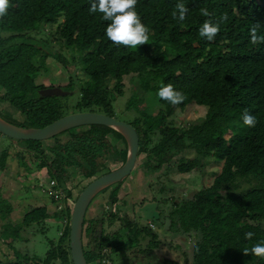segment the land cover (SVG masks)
I'll list each match as a JSON object with an SVG mask.
<instances>
[{
    "label": "trees",
    "instance_id": "obj_1",
    "mask_svg": "<svg viewBox=\"0 0 264 264\" xmlns=\"http://www.w3.org/2000/svg\"><path fill=\"white\" fill-rule=\"evenodd\" d=\"M178 3L187 9L183 20L172 15ZM89 6L90 0H8L0 16V104L8 105L13 114L0 113V118L23 129L44 128L66 116V109L115 118L113 103L123 97V79L132 77L136 88L125 109H133L140 117L128 124L138 136V156H145L137 165L143 172L174 166L178 174H187L207 166L208 158L222 163L209 187L175 205L169 214V231L195 237L192 264H264V257L244 253L264 242V39L253 43L249 32L255 27L256 35L264 38V0H136L135 11L148 39L135 48L108 40L104 27L109 21L102 20L100 13H90ZM205 21L218 26L212 40L198 34ZM44 25L55 28L46 40L41 37ZM52 42L68 50L69 62L53 52ZM49 57L65 69L73 65L77 71L82 66L85 79L73 103L60 101L66 96L40 95L45 87L37 86L35 80L47 69ZM73 81L69 77V85L62 90L71 92ZM164 84L181 92L179 104L156 95ZM188 105L206 108L204 117L183 128L168 126V118ZM154 107L156 115L150 111ZM245 111L255 116L253 127L243 125ZM71 132L66 141L45 149L47 162L41 160L46 156L44 142L10 140L19 148L20 171L32 172L26 162L37 158V170L45 169L67 199L66 208L58 213L34 208L13 224L11 205L0 195V243L10 240L7 245L12 247L14 242H28L23 234L37 233L46 241L43 258L14 251L13 264H72L68 231L73 203L68 182L75 174L92 178L106 162L117 164L126 156L125 140L109 128L81 127ZM227 133L230 136L225 138ZM109 138L124 148L116 151ZM188 152L193 156L187 157ZM7 158V152L0 153V170L6 169ZM113 188L112 204L119 185ZM51 219L62 220L61 225L52 226L55 241L47 237ZM115 221L124 234H107L105 222L111 227ZM246 233H252L251 237ZM83 239L90 247L85 249L83 244L87 264H102L105 259L116 263L115 259L135 249L147 256L160 245L148 226L121 214L114 204L106 221L84 220ZM146 239L147 248L142 249ZM161 264L177 263L162 259Z\"/></svg>",
    "mask_w": 264,
    "mask_h": 264
},
{
    "label": "rangeland",
    "instance_id": "obj_2",
    "mask_svg": "<svg viewBox=\"0 0 264 264\" xmlns=\"http://www.w3.org/2000/svg\"><path fill=\"white\" fill-rule=\"evenodd\" d=\"M56 27V26H55ZM43 33L41 37L49 39L54 35L55 28H51L48 25L43 26ZM2 35H0V38ZM51 46L53 52H58L69 62L70 55L68 50L60 47L57 43L52 42ZM34 65H37L36 60L33 61ZM47 69L42 70L40 75L35 80L37 86H43L47 88H60L65 89L69 85V77H74V88L71 90V95L66 96L60 101H66L73 103L76 100L79 87L84 83L85 77L83 75L82 66L71 65L68 68L58 63L53 57H49L45 61ZM76 77V78H75ZM132 77H125L123 79L124 93L123 97L117 98L113 103L115 110V118L118 121L131 123L136 117H140L130 109L126 111L125 105L128 98L132 94V91L136 88L135 83H132ZM109 89L112 88V84H108ZM67 92V91H64ZM2 91H0V95ZM139 95L141 92L139 91ZM143 107V104H140ZM152 114L156 115L158 108L154 107L150 110ZM12 109L6 104H0V113L3 116H8L12 113ZM65 115L75 114L74 109H66ZM206 113V108L188 105L182 112L175 111L174 114L168 118L167 125L173 128H183L192 123H196L201 120ZM73 131V130H71ZM71 131L65 132L52 141H46L42 145V149L45 151V157H41L43 161L49 160V154L45 150L47 147L54 145V142H64L68 139ZM230 133L225 135L228 138ZM115 145L116 151H120L124 146L120 145V142L114 141L109 138ZM155 143V142H154ZM19 148L13 142L0 136V153L5 151L8 153L6 160V169L0 170V195L4 198L12 208V214L10 221L13 224H19L22 216L27 210L45 207L48 209L49 214L53 212H59V204L62 201H58V197H66L65 191L54 187L55 182L51 180L45 173V169L37 170V158H32L26 162L29 168L32 170L30 173H26L22 168L20 171L18 159L16 157L17 150ZM127 155V147H126ZM192 157L193 153L188 152L187 157ZM31 157V156H29ZM145 158L144 155L138 156L137 164ZM124 159L120 160L119 163L114 164L112 161L106 162L104 168L92 178L83 179L80 175L73 176L68 184V189L71 193L70 203L74 202L83 188L95 178L111 172L123 165ZM178 159V158H177ZM207 166L201 170H194L187 174H178L175 167L166 169L162 168L156 172H143L142 167H136L132 171L130 176L119 184L121 192H117L116 198L113 200V204L116 208H120L121 214H126L130 218L135 219L138 223L148 226L156 234V242L160 245L154 248L153 253L147 256L136 253L137 250H130L123 256H120L116 263L108 262L107 264H161L162 259L172 260L177 264H192V246L195 240L193 235H187L180 232L169 231V214L171 209L179 204L181 201L189 200L197 193L200 189L209 187L216 175L221 171L222 163L216 164L212 159H207ZM21 173H20V172ZM74 172L72 173V175ZM72 185V187L70 186ZM67 186V185H66ZM113 186L109 187L107 191L100 192L90 203L85 220H92V210H94V219H103L106 221L107 215L112 210V203H110L109 192ZM51 190V192L49 191ZM120 193V194H118ZM92 205V206H91ZM92 208V209H91ZM91 211V212H90ZM93 219V220H94ZM50 229L47 233V237L53 241L57 240V233L53 225H61L62 220L56 221L48 220ZM105 229L107 234H113L119 232L124 234L125 231L121 229L119 221H115L111 227L107 226L105 222ZM26 239L29 238L28 242H14L12 247L7 243H0V260L3 264L16 263V258L13 255L14 251L19 252L21 255H26L30 258H43L46 253V241L42 234H35L33 237L29 234H23ZM149 240V239H148ZM85 249H89L86 245V241H83ZM147 239L142 242V249H145ZM124 259V261H123ZM122 261V262H120ZM32 264V263H31ZM102 264H106L105 262Z\"/></svg>",
    "mask_w": 264,
    "mask_h": 264
},
{
    "label": "water",
    "instance_id": "obj_3",
    "mask_svg": "<svg viewBox=\"0 0 264 264\" xmlns=\"http://www.w3.org/2000/svg\"><path fill=\"white\" fill-rule=\"evenodd\" d=\"M70 94L60 88H47L40 91L43 97H63ZM91 126L106 127L120 134L125 140L127 155L121 167L89 182L73 202L68 231V248L72 264H87L83 249V222L91 201L103 190L122 183L136 166L139 149L137 133L128 123L93 112L64 116L41 129L19 128L0 118V136L15 142H46L70 130Z\"/></svg>",
    "mask_w": 264,
    "mask_h": 264
},
{
    "label": "clouds",
    "instance_id": "obj_4",
    "mask_svg": "<svg viewBox=\"0 0 264 264\" xmlns=\"http://www.w3.org/2000/svg\"><path fill=\"white\" fill-rule=\"evenodd\" d=\"M8 0H0V16L5 14ZM136 0H90L89 12L100 13L101 19L109 21L104 27L105 37L114 44L126 45L135 48L147 41V28L140 22L135 11ZM187 11L183 4H177L172 13L175 19L183 20ZM218 31V26L205 21L198 29V34L207 40H212ZM250 39L253 43L260 41L261 37L256 35L255 27L249 29ZM156 95L169 103L179 104L183 99L181 92L174 90L171 84L159 86ZM243 125L253 127L256 123L254 115L244 112L241 116ZM251 237L252 233H246ZM244 253H251L257 257H264V242L253 244L250 248L244 249Z\"/></svg>",
    "mask_w": 264,
    "mask_h": 264
},
{
    "label": "built area",
    "instance_id": "obj_5",
    "mask_svg": "<svg viewBox=\"0 0 264 264\" xmlns=\"http://www.w3.org/2000/svg\"><path fill=\"white\" fill-rule=\"evenodd\" d=\"M54 187L58 188L55 184H54ZM49 191L51 192V190H49ZM62 200H63V201H62ZM58 201H62V203H60L59 206H58L59 211L65 209V208H66V202H67L66 197H63V198H62L61 196H59V197H58ZM104 262L107 264V263L109 262V260H108V259H107V260L105 259ZM104 262H103V263H104Z\"/></svg>",
    "mask_w": 264,
    "mask_h": 264
},
{
    "label": "crops",
    "instance_id": "obj_6",
    "mask_svg": "<svg viewBox=\"0 0 264 264\" xmlns=\"http://www.w3.org/2000/svg\"><path fill=\"white\" fill-rule=\"evenodd\" d=\"M49 141H52V140H49ZM118 185H119V184H118ZM115 186H116V185H115ZM111 189H114V188H111ZM119 191L121 192L120 189H118V192H119ZM110 192H111V190H110ZM110 192H109V194H110ZM118 194H120V193H118ZM91 206H92V205H91ZM91 209H92V208H91ZM92 211H93V212H91V211H90V212H91V214H92V218L94 219V210H92ZM93 219H92V220H93Z\"/></svg>",
    "mask_w": 264,
    "mask_h": 264
},
{
    "label": "flooded vegetation",
    "instance_id": "obj_7",
    "mask_svg": "<svg viewBox=\"0 0 264 264\" xmlns=\"http://www.w3.org/2000/svg\"><path fill=\"white\" fill-rule=\"evenodd\" d=\"M83 241H84V239H83Z\"/></svg>",
    "mask_w": 264,
    "mask_h": 264
}]
</instances>
